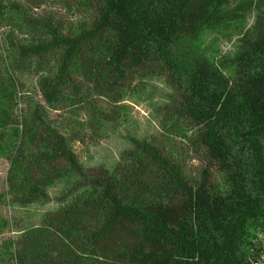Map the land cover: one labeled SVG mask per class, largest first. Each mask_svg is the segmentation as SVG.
Listing matches in <instances>:
<instances>
[{"label": "trees", "instance_id": "trees-1", "mask_svg": "<svg viewBox=\"0 0 264 264\" xmlns=\"http://www.w3.org/2000/svg\"><path fill=\"white\" fill-rule=\"evenodd\" d=\"M46 2L0 0L11 60L39 70L44 100L16 113L17 83L0 68L8 192L27 205L47 199L56 181L67 183L41 224L9 243L14 264L259 261L264 0H65L79 11L68 24L36 12ZM250 12L253 23L231 57L218 63L200 50L204 30ZM160 76L171 93L157 108L159 132L131 138L111 169L85 170L74 144L104 137L126 114L131 85ZM190 151L198 161L191 170Z\"/></svg>", "mask_w": 264, "mask_h": 264}, {"label": "rangeland", "instance_id": "rangeland-1", "mask_svg": "<svg viewBox=\"0 0 264 264\" xmlns=\"http://www.w3.org/2000/svg\"><path fill=\"white\" fill-rule=\"evenodd\" d=\"M22 1L2 0L7 6ZM30 5L28 3V8ZM35 10L47 14L52 23L60 20L62 24H68L79 17L76 6L70 2L66 4L65 0H48ZM87 12L91 14V10ZM87 12L82 13L86 15ZM254 14L250 12L243 20L204 30L198 40L200 50L218 63L231 57L236 50L237 39L241 32L253 23ZM9 28L6 18H0V68L1 70L5 68L15 78L19 90L16 113H20L28 108V104L33 105L34 101L43 103L44 100L37 85L39 70L28 67L27 61L24 62L23 67L18 68L11 60L14 54L8 46ZM14 36L17 42L23 39L22 35L17 36L16 31ZM170 93L171 89L163 76L148 78L142 83L137 81L136 84L131 85L123 101L126 114L119 122L107 129L106 135L96 143L74 144L73 148L83 168L111 169L118 161L121 152L130 147L131 138H146L157 134L159 132L157 108L165 102ZM195 157L192 151L184 156L190 170L197 167L198 161ZM8 168L9 159L0 152V256L3 257L0 264H14L11 258L14 246L13 244L9 246V243L17 240L24 230L40 225L46 213L61 203L67 185L66 181L58 180L46 187L47 199L21 205L12 201L8 192L6 180ZM259 261L264 263V255Z\"/></svg>", "mask_w": 264, "mask_h": 264}, {"label": "water", "instance_id": "water-1", "mask_svg": "<svg viewBox=\"0 0 264 264\" xmlns=\"http://www.w3.org/2000/svg\"><path fill=\"white\" fill-rule=\"evenodd\" d=\"M253 264H264V263H262L261 261H254Z\"/></svg>", "mask_w": 264, "mask_h": 264}]
</instances>
